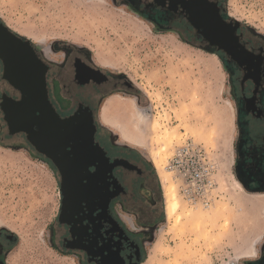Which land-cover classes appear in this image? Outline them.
I'll return each instance as SVG.
<instances>
[{"label": "flooded vegetation", "instance_id": "obj_1", "mask_svg": "<svg viewBox=\"0 0 264 264\" xmlns=\"http://www.w3.org/2000/svg\"><path fill=\"white\" fill-rule=\"evenodd\" d=\"M109 1L223 58L237 111L232 172L249 193H264V31L233 17L226 0ZM11 30L22 41L11 39L17 49L0 52L1 138L10 147L34 152L57 177L60 197L49 238L52 248L78 264H142L154 226L162 219L161 181L152 160L120 142L102 122L99 109L100 100L112 94L134 93L140 103L141 96L124 74L96 63L86 49L69 44L42 48ZM58 54L61 58H54ZM43 73L53 111L61 118L92 113L94 126H70L79 133L46 134L38 148L26 120L12 132L6 113L28 97L29 85L41 82ZM92 128L93 135L84 132ZM123 159L131 164L123 165ZM18 243L14 232L0 228V264H16ZM248 264H264V235Z\"/></svg>", "mask_w": 264, "mask_h": 264}, {"label": "rangeland", "instance_id": "obj_2", "mask_svg": "<svg viewBox=\"0 0 264 264\" xmlns=\"http://www.w3.org/2000/svg\"><path fill=\"white\" fill-rule=\"evenodd\" d=\"M226 1L233 17L264 31V0ZM67 6L60 7L56 0H4L5 16L0 19L42 48L54 44L81 47L96 63L99 53H103L104 60L113 66H107L108 69L124 74L142 101L134 93L127 95L137 96L138 105L152 119H159L162 127L175 133L167 170L177 182L181 206L209 211L224 205L231 211L216 219L208 218L203 234L175 227L165 211L161 182L162 219L148 240L144 264H248L256 257H250L248 251L258 250L264 227L253 212H236L230 195L231 179L239 183L232 172L237 111L230 72L223 58L185 42L175 31L155 28L126 5L108 2L105 6L116 11L123 8L150 28L133 32L125 19L97 16L99 7L86 5L81 0H73ZM29 35L45 41L38 43ZM53 56L60 59L62 55ZM101 104L102 100L99 109ZM2 127L0 111V228L6 227L18 236L14 262L78 264L53 249L49 242L60 197L52 167L32 151L8 146V141L1 138ZM113 131L120 142L137 147L151 160L152 152L163 145L154 141L151 127L146 129L144 147L124 140L116 129ZM186 144L201 149V157L210 167L214 180V186H208L206 191L196 189L197 196L193 191L187 193L183 166L176 161L178 149ZM182 222H185L184 215Z\"/></svg>", "mask_w": 264, "mask_h": 264}, {"label": "bare ground", "instance_id": "obj_3", "mask_svg": "<svg viewBox=\"0 0 264 264\" xmlns=\"http://www.w3.org/2000/svg\"><path fill=\"white\" fill-rule=\"evenodd\" d=\"M75 1L76 0H74V2ZM81 1L86 5L90 4L98 6L99 13L97 16H112L114 19L119 17L125 19L129 25V29L133 32H144L146 31V28H150L147 23L141 19L139 20L138 17H133L135 15H132L123 8L117 9L119 11L107 9L105 5L110 2L109 0ZM56 2H58L60 7L65 8L67 4L73 2V0H56ZM3 4L4 0H0V16L2 17L5 16L2 10ZM6 21L8 22L7 19ZM29 36L38 43H44L45 41V39L37 38L34 35ZM99 54L100 55L97 54V61L99 64L106 67H113L104 60L103 53ZM106 55L112 57L110 52H106ZM151 116L152 115L149 114L146 109L138 105L132 95L112 94L104 100L100 109L102 122L112 127L113 130L116 129L124 140L137 146L144 147L146 129L151 127L155 134L154 141L157 143L161 142V144L163 143L162 146L157 144L159 147L152 152L151 158L163 184L167 217L170 220L173 219V225L175 227H180L181 229L190 228V230L201 233L205 231L204 222H206L208 218L216 219L221 216V214H226V212L231 213V211H229L228 207L224 205L210 208L209 211H204L201 207L188 210L187 206H181L178 196L177 182L175 181L172 172L167 170L168 154L170 153V146L172 145L175 133L167 127H162L159 119H152ZM149 123H151V126ZM231 182L232 186L228 189L230 190L231 198L236 205V212L239 211L242 214L253 212L254 218H256L260 225L264 227V193H249L233 179H231ZM183 215L185 216V222H182ZM257 240L258 239H256L255 243H257ZM156 247H158V245ZM248 252L250 257L256 256L257 254V250L254 248H250ZM144 262L142 264H144Z\"/></svg>", "mask_w": 264, "mask_h": 264}, {"label": "water", "instance_id": "obj_4", "mask_svg": "<svg viewBox=\"0 0 264 264\" xmlns=\"http://www.w3.org/2000/svg\"><path fill=\"white\" fill-rule=\"evenodd\" d=\"M22 41V38L17 36L10 28V26L3 20L0 21V52L15 51L17 48L11 40ZM27 38V42H31ZM17 87H21L16 84ZM28 97L22 101H17L11 108L10 112L6 113V119L10 122L13 131H19L23 127V120H26V129L32 134L31 141L40 148L41 136L46 134H59L63 131L69 133H79L77 129H71L70 126L77 125H91L94 126V118L92 113L75 114L68 118H61L53 107L50 105L47 95L45 75L42 74V81L35 84H30L28 89ZM36 95V97H35ZM42 95V96H41ZM136 102L137 96L134 95ZM80 109H89L90 107L80 106ZM25 109V112L23 111ZM40 110L38 114L37 111ZM37 126V130L35 127ZM89 135H93L94 129L84 131ZM76 140V137H75ZM61 141V140H58ZM123 165L127 166L131 163L123 159L120 161Z\"/></svg>", "mask_w": 264, "mask_h": 264}, {"label": "built area", "instance_id": "obj_5", "mask_svg": "<svg viewBox=\"0 0 264 264\" xmlns=\"http://www.w3.org/2000/svg\"><path fill=\"white\" fill-rule=\"evenodd\" d=\"M200 152L201 149L198 146L186 144L178 149L176 159V161L181 162L184 169L183 179L187 186V193L193 191L195 195L196 189H205L206 191L208 186H214L210 167L201 157Z\"/></svg>", "mask_w": 264, "mask_h": 264}, {"label": "crops", "instance_id": "obj_6", "mask_svg": "<svg viewBox=\"0 0 264 264\" xmlns=\"http://www.w3.org/2000/svg\"><path fill=\"white\" fill-rule=\"evenodd\" d=\"M141 151V150H140Z\"/></svg>", "mask_w": 264, "mask_h": 264}]
</instances>
